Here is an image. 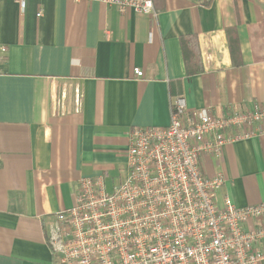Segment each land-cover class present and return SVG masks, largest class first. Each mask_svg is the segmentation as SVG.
<instances>
[{
    "label": "crops",
    "instance_id": "1",
    "mask_svg": "<svg viewBox=\"0 0 264 264\" xmlns=\"http://www.w3.org/2000/svg\"><path fill=\"white\" fill-rule=\"evenodd\" d=\"M154 5L157 18L99 2L26 0L22 11L0 0V264H55L54 215L76 204L81 178L113 190L129 134L168 127L172 99L216 118L264 108V0ZM201 162L225 178L219 205L264 203V132Z\"/></svg>",
    "mask_w": 264,
    "mask_h": 264
},
{
    "label": "built area",
    "instance_id": "2",
    "mask_svg": "<svg viewBox=\"0 0 264 264\" xmlns=\"http://www.w3.org/2000/svg\"><path fill=\"white\" fill-rule=\"evenodd\" d=\"M15 1L23 11L26 0ZM72 1L158 17L154 0ZM170 105L168 127L129 134L127 174L113 191L102 177L79 180L76 204L46 230L55 264H264V203L240 208L226 197L219 205L225 178L207 176L201 164L264 132V108L216 118L190 110L184 97Z\"/></svg>",
    "mask_w": 264,
    "mask_h": 264
},
{
    "label": "rangeland",
    "instance_id": "3",
    "mask_svg": "<svg viewBox=\"0 0 264 264\" xmlns=\"http://www.w3.org/2000/svg\"><path fill=\"white\" fill-rule=\"evenodd\" d=\"M124 176H125V175H124ZM108 184H110V180H105L106 190H107L108 192L113 191V190H110V189L108 188Z\"/></svg>",
    "mask_w": 264,
    "mask_h": 264
}]
</instances>
